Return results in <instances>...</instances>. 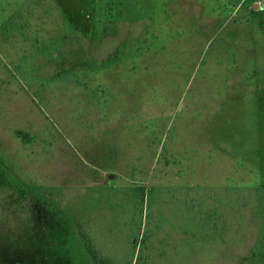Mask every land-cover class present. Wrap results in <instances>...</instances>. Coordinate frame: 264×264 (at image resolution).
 Returning <instances> with one entry per match:
<instances>
[{
    "label": "rangeland",
    "instance_id": "rangeland-1",
    "mask_svg": "<svg viewBox=\"0 0 264 264\" xmlns=\"http://www.w3.org/2000/svg\"><path fill=\"white\" fill-rule=\"evenodd\" d=\"M260 8L0 0V264H250Z\"/></svg>",
    "mask_w": 264,
    "mask_h": 264
},
{
    "label": "trees",
    "instance_id": "trees-1",
    "mask_svg": "<svg viewBox=\"0 0 264 264\" xmlns=\"http://www.w3.org/2000/svg\"><path fill=\"white\" fill-rule=\"evenodd\" d=\"M263 1L264 0H260ZM255 15H257L258 20H259V27L260 30L263 32L264 34V9L260 8L257 12H254ZM261 51L263 54V64L262 67H257L256 70V87H257V92H256V103H257V120H258V126L260 129V137H261V143L264 149V44L261 45ZM263 173V178H264V172ZM264 185V184H262ZM137 192H139L141 194V199L144 200L145 198V193L141 190H136ZM256 195H257V199H258V206L255 209V215L257 217H259V213H260V205H261V196L258 195L256 189H255ZM43 204V202L38 203L39 207ZM49 204V203H46ZM50 206V205H48ZM38 207L37 210H39L40 208ZM51 209V214L54 215V212L56 213L55 208L50 207ZM213 216H216L217 218L222 217L221 213L218 212H213L212 213ZM220 222H222V226H218L219 228H224L225 224L224 221L220 220ZM73 228L75 229V227L73 226ZM73 228H71L72 230H70V232L73 234V231L76 233L75 230H73ZM76 241V240H75ZM80 242V241H78ZM85 243V242H84ZM83 250H87V248L85 247V249L83 248ZM77 255H74L72 258H68L67 259L71 260L68 261L71 264H102V262H100L99 260H97V257L95 258V261L93 260V258L91 257V254L89 251H84L82 252H77ZM252 258L253 260L250 262V264H264V247L263 245L254 247L253 252H252Z\"/></svg>",
    "mask_w": 264,
    "mask_h": 264
}]
</instances>
